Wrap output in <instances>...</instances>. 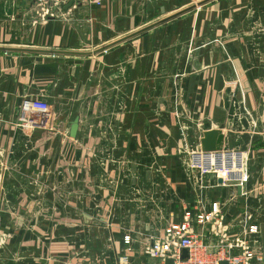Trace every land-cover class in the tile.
Here are the masks:
<instances>
[{"label": "crops", "instance_id": "1", "mask_svg": "<svg viewBox=\"0 0 264 264\" xmlns=\"http://www.w3.org/2000/svg\"><path fill=\"white\" fill-rule=\"evenodd\" d=\"M168 1L178 3L0 0V47L84 51L88 19L131 34L145 17L185 8L167 11ZM186 15L159 26L170 25L148 49L80 59L0 51V239L19 241L0 246V264H159L153 241L214 204L221 231L264 264V0ZM25 100L48 107L40 126L22 125ZM210 145L231 182L197 168ZM192 230L219 250L215 226Z\"/></svg>", "mask_w": 264, "mask_h": 264}, {"label": "built area", "instance_id": "2", "mask_svg": "<svg viewBox=\"0 0 264 264\" xmlns=\"http://www.w3.org/2000/svg\"><path fill=\"white\" fill-rule=\"evenodd\" d=\"M40 4L53 3L56 6H61L74 0H36ZM95 5L100 6L104 0H91ZM48 8L42 9L44 17L53 16ZM48 107L41 101L25 100L21 106V121L25 123V127L34 128L40 126L46 114ZM222 153H209L210 161L201 160L202 155L196 156L200 161H196L197 168L206 173L215 174L221 177L224 181L231 182L233 180V168L221 167L214 159L215 155ZM231 157L232 154L228 153ZM223 155V154H222ZM245 179V178H243ZM220 208L218 204H214L208 213L192 214L187 211L184 214V220L180 223H173L166 227L164 236L153 241L148 248V254L159 260V264H166L167 260H172L174 264H221L227 261L228 264H259L261 257L256 252L247 246V240L239 237L235 240H230L226 231H221L222 217L220 216ZM206 227L215 226L218 234H220L221 243L219 250L212 253L204 238L195 234L192 230V222ZM214 230V229H213ZM257 228H252L250 235L257 234ZM125 244L129 245V238L125 239ZM187 250L188 257L182 260L183 251Z\"/></svg>", "mask_w": 264, "mask_h": 264}, {"label": "rangeland", "instance_id": "3", "mask_svg": "<svg viewBox=\"0 0 264 264\" xmlns=\"http://www.w3.org/2000/svg\"><path fill=\"white\" fill-rule=\"evenodd\" d=\"M198 0H178V3L175 4V3H171V2H167L165 3V6L167 7V11H175L177 9H181L183 7H187L189 5H192L194 3H196ZM249 0H219L215 3H211L209 5H205L203 7V9H199V10H195L194 13H189V15H186L185 17H183L182 20H185L186 21H191V18L193 15L195 14H204L207 12H212V10L216 9L218 6H224V5H227V4H236L237 6H241L243 5V3H246L248 2ZM52 14V13H51ZM163 15H151V16H148V17H145L144 18V22L143 24L146 26L148 24H151L152 22H154L155 20L159 19L160 17H162ZM94 18H102L101 15H98V16H94ZM93 18V21H90L91 19H88L89 21V28L87 31H83V32H80V35H81V38H82V41L85 40L84 42H82L83 44L80 45L79 47V50H84V51H93L103 45H106L108 43H110L111 41L113 40H116L120 37H122L123 35H126L128 33H130L131 29H127L128 25L126 24H118L116 25L115 24V21L114 22H111L112 23V26H109L107 25L106 27H97L95 25H97L99 22H101L100 20L99 21H95ZM87 20V19H86ZM184 22V23H185ZM170 25H165L164 27H160V28H157V29H153L141 36H138L128 42H125L123 43L122 45H120L119 47H116L115 49H112L111 51H114V50H118V49H121L123 47H126L128 46L127 48L128 49H137L138 46H144V49H148V46H150V43H151V46H153V40L156 36H158V40H159V43H160V40H163L162 38H159L160 37V32L162 31H165L167 29V27H169ZM157 34V35H156ZM139 40H141V43H139ZM125 52H128V50H126ZM101 54H105V53H101ZM73 58H78L80 59L81 57H73ZM22 125H25V123H22ZM19 241L18 240H10L8 238H2L0 239V246L2 247H9V245H14L18 243ZM8 243V244H7Z\"/></svg>", "mask_w": 264, "mask_h": 264}, {"label": "water", "instance_id": "4", "mask_svg": "<svg viewBox=\"0 0 264 264\" xmlns=\"http://www.w3.org/2000/svg\"><path fill=\"white\" fill-rule=\"evenodd\" d=\"M216 0H200L192 5H189L161 20H158L157 22H154L152 24H149L135 32H132L131 34H128L122 38H119L117 40H114L113 42H110L106 45L101 46L100 48H97L93 51H70V50H38V49H32V48H8V47H0V51L6 52V53H28V54H41V55H52V56H69V57H91L94 55H98L101 53H104L118 45H121L125 42H128L138 36H141L153 29L158 28L159 26H162L164 24H167L175 19H178L188 13H191L209 3H212ZM79 129V119H76L71 127L70 136L72 138H75L77 136V132ZM204 152H220L222 149L215 148L214 145H210L207 149L203 150ZM241 191V189H239ZM188 257L187 250L183 251L182 260L186 259ZM166 264H174L172 260H167ZM221 264H228L227 261L221 262Z\"/></svg>", "mask_w": 264, "mask_h": 264}]
</instances>
